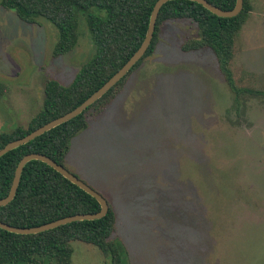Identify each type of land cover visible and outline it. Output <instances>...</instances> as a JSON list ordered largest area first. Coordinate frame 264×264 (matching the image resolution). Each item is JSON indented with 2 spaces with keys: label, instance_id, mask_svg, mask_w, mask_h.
Listing matches in <instances>:
<instances>
[{
  "label": "rangeland",
  "instance_id": "obj_1",
  "mask_svg": "<svg viewBox=\"0 0 264 264\" xmlns=\"http://www.w3.org/2000/svg\"><path fill=\"white\" fill-rule=\"evenodd\" d=\"M249 2L230 67L251 92L236 98L211 49H181L195 22L167 20L151 57L71 140L65 168L111 204L130 264H264V0ZM56 40L49 22L0 5V132L26 127L44 82L68 85L94 52L84 19L73 50L54 56ZM71 245L73 264H109Z\"/></svg>",
  "mask_w": 264,
  "mask_h": 264
},
{
  "label": "trees",
  "instance_id": "obj_2",
  "mask_svg": "<svg viewBox=\"0 0 264 264\" xmlns=\"http://www.w3.org/2000/svg\"><path fill=\"white\" fill-rule=\"evenodd\" d=\"M157 0H0L24 22H49L57 30L52 54L59 56L74 49L78 41L79 22L84 19L91 35L94 52L76 72L68 85L56 79L44 82L42 108L26 127L16 125L0 132V148L21 138L78 106L103 85L132 56L142 43L153 6ZM222 9H232L236 0H207ZM96 11H92L94 9ZM252 6L243 0L241 11L233 17H219L191 0H170L158 13L154 34L142 58L103 96L76 117L57 125L17 146L0 157V198L12 184L15 168L28 153H41L64 165L71 140L88 126L122 90L131 73L151 57L163 22L190 19L199 35L187 39L183 51L209 48L215 55L225 82L236 98L249 89L234 83L230 63L238 31ZM84 11V14L81 12ZM108 202V201H107ZM100 210L98 201L63 177L51 166L30 160L23 167L13 199L0 206V221L17 227L41 225L76 213ZM116 214L108 202L107 213L98 219L73 221L36 234H16L0 228V264H73L72 241L92 244L108 258L109 264H130L127 250L119 239L112 238Z\"/></svg>",
  "mask_w": 264,
  "mask_h": 264
},
{
  "label": "water",
  "instance_id": "obj_3",
  "mask_svg": "<svg viewBox=\"0 0 264 264\" xmlns=\"http://www.w3.org/2000/svg\"><path fill=\"white\" fill-rule=\"evenodd\" d=\"M167 1L170 0H157L155 2L150 14L148 28L142 43L140 44L138 49L132 54V56L125 62V64H123V66L119 68L103 85H101L97 90H95L90 96H88L85 100H83L78 106H76L72 110L46 122L45 124L29 132L25 136L6 143L2 148H0V157L5 153H7L8 151L16 148L17 146L31 141L35 137L43 134L44 132L50 130L51 128H54L57 125L76 117L81 112H83L87 107L93 104L97 99L103 96L120 79H122L127 74V72L142 58V56L146 52L154 34L155 24L159 10L161 6ZM191 1L203 5L210 12H212L213 14L219 17H227V18L236 16L241 11L243 6V0H236L235 5L232 9L219 8L215 5H212L207 0H191ZM30 160H39L51 166L54 170L59 172L63 177H65L70 182L81 188L83 191L94 197L100 205V210L94 213H76L41 225L31 226V227H17L0 221V228L16 234H36L73 221L98 219L103 217L107 213L108 202L99 192H97L95 189H93L83 180L72 174L64 166L58 164L50 157L41 153H28L20 159V161L18 162L15 168L12 184L10 186L8 194L5 197L0 198V206L7 205L13 199L20 181L23 167Z\"/></svg>",
  "mask_w": 264,
  "mask_h": 264
},
{
  "label": "crops",
  "instance_id": "obj_4",
  "mask_svg": "<svg viewBox=\"0 0 264 264\" xmlns=\"http://www.w3.org/2000/svg\"><path fill=\"white\" fill-rule=\"evenodd\" d=\"M112 101H113V100H112ZM112 101H111V102H112ZM106 107H107V106H106ZM106 107H105V108H106ZM102 112H103V111H102ZM102 112H101V113H102ZM101 113H100V114H101ZM65 158H66V157H65ZM115 214H116V213H115ZM115 225H116V224H115Z\"/></svg>",
  "mask_w": 264,
  "mask_h": 264
}]
</instances>
